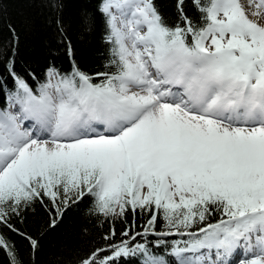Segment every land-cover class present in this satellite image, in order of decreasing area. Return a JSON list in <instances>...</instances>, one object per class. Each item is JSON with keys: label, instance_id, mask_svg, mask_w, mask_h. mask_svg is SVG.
Wrapping results in <instances>:
<instances>
[{"label": "snow or ice", "instance_id": "6c2138e0", "mask_svg": "<svg viewBox=\"0 0 264 264\" xmlns=\"http://www.w3.org/2000/svg\"><path fill=\"white\" fill-rule=\"evenodd\" d=\"M190 3L197 15L176 0L171 23L156 0H98L101 72L79 67L70 40L71 70L49 67L35 87L9 62L0 225L33 257L39 240L13 220L39 204L54 230L87 197L110 227L76 264H264V0ZM0 249L24 264L2 231Z\"/></svg>", "mask_w": 264, "mask_h": 264}, {"label": "trees", "instance_id": "16d2710c", "mask_svg": "<svg viewBox=\"0 0 264 264\" xmlns=\"http://www.w3.org/2000/svg\"><path fill=\"white\" fill-rule=\"evenodd\" d=\"M59 9H54L49 0H0V89L14 88L9 73V62L13 71L31 86L43 83L49 67L70 71L71 62L67 54V44L71 41L74 59L79 67L94 74L104 71L107 45L103 42L104 23L97 12L98 0H59ZM162 14L174 23L176 0H156ZM189 16L197 13L190 0H186ZM86 16L94 18L95 24L88 31L83 23ZM57 21L64 32L58 28ZM3 92H0L2 102ZM90 200L70 207L59 226L47 230L48 214L39 204L20 218L13 220L14 226L37 238L40 247L31 255L28 241L0 225V231L15 242L24 264H76L83 255L97 246H104L101 238L107 234L110 225H101L96 216L89 213ZM101 220L103 218H100ZM127 223L115 222L116 229L122 230L132 225L133 216H127ZM147 216L135 217V231H142ZM178 237H168L171 241ZM155 237L149 236L152 241ZM137 240L143 242L141 237ZM0 264H9V258L0 249ZM133 264H136L134 261Z\"/></svg>", "mask_w": 264, "mask_h": 264}, {"label": "rangeland", "instance_id": "374dc122", "mask_svg": "<svg viewBox=\"0 0 264 264\" xmlns=\"http://www.w3.org/2000/svg\"><path fill=\"white\" fill-rule=\"evenodd\" d=\"M233 260H236L237 259V257L236 256H233V258H232Z\"/></svg>", "mask_w": 264, "mask_h": 264}]
</instances>
